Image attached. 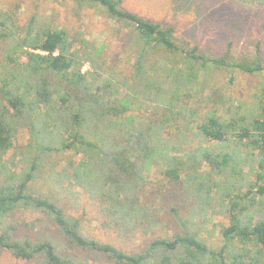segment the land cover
Wrapping results in <instances>:
<instances>
[{
  "label": "trees",
  "instance_id": "16d2710c",
  "mask_svg": "<svg viewBox=\"0 0 264 264\" xmlns=\"http://www.w3.org/2000/svg\"><path fill=\"white\" fill-rule=\"evenodd\" d=\"M84 7L129 28V74L106 65L102 47L81 34L36 12L19 23L18 5L0 8V253L41 257L48 264H92L58 253L49 239L15 234L6 217L27 208L49 219L69 243L102 252L105 264H264V110L228 120L210 108L199 112L211 98L203 93L214 69H264L259 44L239 57L230 43L221 55L207 54L176 37L171 25L124 8L122 0H72L75 15ZM84 63L90 69L82 70ZM19 129L27 131L29 143L16 171L1 158ZM231 137L234 148L228 150ZM68 151L77 158H67L60 170L57 160L49 166L52 154ZM153 164L193 204L185 216L170 206L166 211L180 230L156 235L139 251L85 234L80 217L67 212L53 191L30 186L35 178L77 185L99 203L102 225L130 238L160 223L159 208L145 200ZM215 204L228 214L219 247L207 245L193 226L195 216L205 222L206 209Z\"/></svg>",
  "mask_w": 264,
  "mask_h": 264
},
{
  "label": "rangeland",
  "instance_id": "374dc122",
  "mask_svg": "<svg viewBox=\"0 0 264 264\" xmlns=\"http://www.w3.org/2000/svg\"><path fill=\"white\" fill-rule=\"evenodd\" d=\"M16 5L19 23H24L32 12H36L41 18L64 28L68 33H79L102 47V58L114 71L130 73L133 49L129 28L107 18L98 8L84 7L75 15L72 0H0L2 9ZM122 5L142 17L171 25L176 37L197 45L200 51L207 54L221 55L227 49L228 43L229 50L237 57L244 53L253 54L257 43L260 52L264 54V5L249 4L240 0H122ZM87 69L90 67L88 63H84L82 70ZM202 75L200 74V79ZM207 78L209 87H204L203 94L210 95L211 98L207 103L204 102L203 106L202 101H199V112L210 108L213 113L228 120L247 112L260 115L264 110V69L246 73L238 69L217 68L211 71ZM192 104L191 102L188 105ZM235 139L231 137L228 150L234 148ZM28 143L27 131L19 129L13 139V146L2 155L1 161L17 171L22 166L21 160L28 150ZM209 143L217 144L215 141ZM218 150L223 151V147L218 146ZM72 152L58 156L52 154L49 166L57 160V170L62 169L67 163V158H77ZM146 173L149 187L145 200L153 202L159 208L157 216L160 223L151 224L130 238L120 237L113 229L103 226L99 203L89 198L77 185L64 181L61 187L50 180L35 178L30 186L35 191H53V195L60 200L67 212L80 217L85 234L93 235L126 251H139L156 235H168V231L180 230L173 217L166 211L170 206H176L185 216L193 204L192 198L185 195L183 189L182 194L177 184L166 180L156 164ZM51 184L54 185L51 186L53 189L49 187L48 190L47 187ZM246 189L247 187H244L243 191ZM220 211L221 207L215 204L212 209H206L205 222L196 215L197 220L193 223L198 235L211 247H219L223 243L219 228L228 223V214ZM39 217L38 212L17 208L7 215L6 220L14 222L17 229L15 234L33 239H49L58 253L86 258L92 264H105L109 261L102 252L83 249L69 243L49 219L41 220ZM0 264L48 263L41 257L24 260L2 251Z\"/></svg>",
  "mask_w": 264,
  "mask_h": 264
}]
</instances>
